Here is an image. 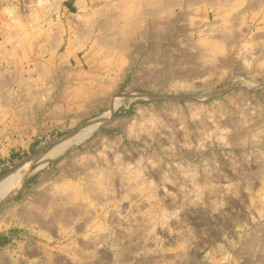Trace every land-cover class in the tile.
I'll return each instance as SVG.
<instances>
[{
  "label": "rangeland",
  "instance_id": "1",
  "mask_svg": "<svg viewBox=\"0 0 264 264\" xmlns=\"http://www.w3.org/2000/svg\"><path fill=\"white\" fill-rule=\"evenodd\" d=\"M25 165L0 264H264V0H0Z\"/></svg>",
  "mask_w": 264,
  "mask_h": 264
},
{
  "label": "bare ground",
  "instance_id": "2",
  "mask_svg": "<svg viewBox=\"0 0 264 264\" xmlns=\"http://www.w3.org/2000/svg\"><path fill=\"white\" fill-rule=\"evenodd\" d=\"M107 113L108 112H106V114ZM96 126L97 124L84 126L80 130L75 132L73 135L60 139L59 143L56 144L48 152V155L54 156L64 151L67 147H69L73 143H78L80 140L85 138L89 133H91L95 129ZM28 173H29L28 168L25 165L16 170H13V171L11 170V172L8 171V173L3 174V176L0 177V202L10 198L13 194H15V192H17V190L21 187L22 182L24 181V178L27 176Z\"/></svg>",
  "mask_w": 264,
  "mask_h": 264
}]
</instances>
